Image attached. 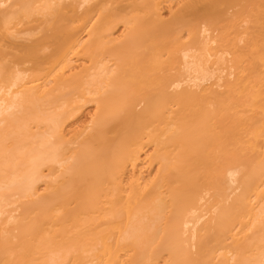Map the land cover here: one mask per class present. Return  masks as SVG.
<instances>
[{
	"label": "bare ground",
	"instance_id": "6f19581e",
	"mask_svg": "<svg viewBox=\"0 0 264 264\" xmlns=\"http://www.w3.org/2000/svg\"><path fill=\"white\" fill-rule=\"evenodd\" d=\"M0 264H264V0H0Z\"/></svg>",
	"mask_w": 264,
	"mask_h": 264
}]
</instances>
